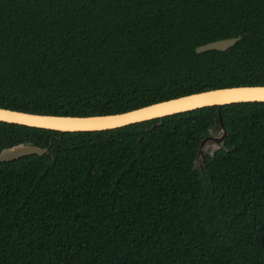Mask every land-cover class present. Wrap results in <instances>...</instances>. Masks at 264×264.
Masks as SVG:
<instances>
[{
	"label": "trees",
	"instance_id": "trees-1",
	"mask_svg": "<svg viewBox=\"0 0 264 264\" xmlns=\"http://www.w3.org/2000/svg\"><path fill=\"white\" fill-rule=\"evenodd\" d=\"M255 85L264 0H0V108L86 117ZM19 143L47 152L0 162V264H264V102L89 132L0 122V149Z\"/></svg>",
	"mask_w": 264,
	"mask_h": 264
},
{
	"label": "water",
	"instance_id": "water-1",
	"mask_svg": "<svg viewBox=\"0 0 264 264\" xmlns=\"http://www.w3.org/2000/svg\"><path fill=\"white\" fill-rule=\"evenodd\" d=\"M239 39V37H235L215 40L197 46L194 51L197 54L208 51H225ZM240 102H264V86H234L210 89L152 103L118 114L86 117L34 114L0 108V122L54 130L57 132L102 131L207 106H216L219 108L223 105ZM218 125V133H214L212 129H209L207 135L199 142L193 164L200 172L203 171L204 155L208 154L212 157L216 151L223 149V142L227 131L224 129L220 117H218ZM46 152L47 148L30 143H19L0 149V162L12 161L28 155H43Z\"/></svg>",
	"mask_w": 264,
	"mask_h": 264
},
{
	"label": "rangeland",
	"instance_id": "rangeland-1",
	"mask_svg": "<svg viewBox=\"0 0 264 264\" xmlns=\"http://www.w3.org/2000/svg\"><path fill=\"white\" fill-rule=\"evenodd\" d=\"M213 131H214V130H213ZM215 132L218 133V131H214V133H215Z\"/></svg>",
	"mask_w": 264,
	"mask_h": 264
}]
</instances>
